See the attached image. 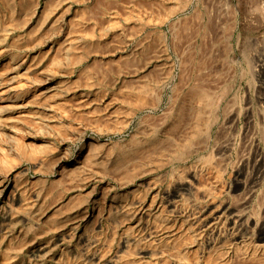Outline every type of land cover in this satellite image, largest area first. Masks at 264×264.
Returning a JSON list of instances; mask_svg holds the SVG:
<instances>
[{
  "label": "rangeland",
  "instance_id": "1",
  "mask_svg": "<svg viewBox=\"0 0 264 264\" xmlns=\"http://www.w3.org/2000/svg\"><path fill=\"white\" fill-rule=\"evenodd\" d=\"M60 1L10 44L90 102L0 121V264H264V0Z\"/></svg>",
  "mask_w": 264,
  "mask_h": 264
},
{
  "label": "bare ground",
  "instance_id": "2",
  "mask_svg": "<svg viewBox=\"0 0 264 264\" xmlns=\"http://www.w3.org/2000/svg\"><path fill=\"white\" fill-rule=\"evenodd\" d=\"M51 1L50 5L46 4L47 6H45L39 4L30 10L24 11L23 2L21 3V1L18 3L17 0H0V121L10 122L13 119V115L20 118L35 113L44 115L48 122H56L58 118L56 113L60 111V104L63 97H69L83 104L90 102V96L88 94L82 90L74 91L67 88L61 80L52 81V77H46L44 79L35 77L34 73L40 70L42 61L31 63L28 57H24L21 54L19 47L10 44L11 33L16 25L14 23L15 18L20 16H23L28 23H36L37 28L35 33L37 35L46 33L58 25L60 19L54 18L57 16L56 11L61 1ZM63 49L62 53L67 58L73 52L72 46L69 45H65ZM10 127L8 129H11ZM139 143L141 142L132 139L128 141V144L116 143L114 146H117L119 153H122L129 146L135 147L140 145ZM257 162L259 166L263 162L260 147L257 150ZM2 183L3 180L1 178L0 187ZM191 187V183L184 180L178 184L176 192L188 190ZM18 192L17 187L14 185L9 191V198L11 200H18ZM168 195H174V192ZM135 201L141 203L139 199ZM236 218L241 227L248 228V223H246L243 215H236ZM124 246L126 247L127 243ZM163 251L160 252L159 249H144L141 253L160 257L164 255Z\"/></svg>",
  "mask_w": 264,
  "mask_h": 264
}]
</instances>
